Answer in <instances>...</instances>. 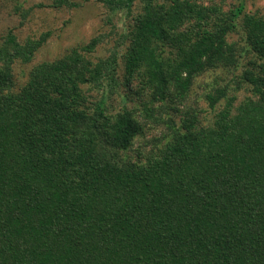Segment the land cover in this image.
Wrapping results in <instances>:
<instances>
[{
    "label": "trees",
    "instance_id": "obj_1",
    "mask_svg": "<svg viewBox=\"0 0 264 264\" xmlns=\"http://www.w3.org/2000/svg\"><path fill=\"white\" fill-rule=\"evenodd\" d=\"M110 1L132 14L124 77L140 115L111 108L117 61L92 60L97 38L23 83L16 62L50 33L0 42V264H264V12ZM214 72L205 122L188 101Z\"/></svg>",
    "mask_w": 264,
    "mask_h": 264
},
{
    "label": "rangeland",
    "instance_id": "obj_2",
    "mask_svg": "<svg viewBox=\"0 0 264 264\" xmlns=\"http://www.w3.org/2000/svg\"><path fill=\"white\" fill-rule=\"evenodd\" d=\"M225 8H230L242 0H218ZM247 10L264 12V0H243ZM0 0V42L9 32L17 35L20 42L38 39L49 32L47 41L36 52L30 63L17 61L15 74L19 83L25 82L29 71L42 60H54L69 53L73 48L86 46L97 38L98 44L88 53L92 60L115 58L117 61L116 80L107 87L108 102L112 109L127 106L140 115V96L134 93L138 80L127 83L123 55L128 46L126 29L132 22V14L126 10H111L115 5L110 0ZM231 75V74H228ZM216 73L200 76L191 91L188 105L199 111L200 118L207 122L213 119L214 111L208 106L204 93L213 84ZM222 83V80H219ZM138 86V87H139ZM91 99L99 96L95 89ZM239 100L243 98V89L238 91ZM98 95V96H97ZM216 112V111H215ZM172 116L180 122V114L170 110ZM165 125L148 128L144 138L150 140L161 135ZM139 144V142H137Z\"/></svg>",
    "mask_w": 264,
    "mask_h": 264
}]
</instances>
